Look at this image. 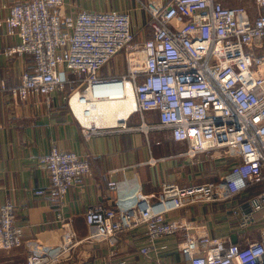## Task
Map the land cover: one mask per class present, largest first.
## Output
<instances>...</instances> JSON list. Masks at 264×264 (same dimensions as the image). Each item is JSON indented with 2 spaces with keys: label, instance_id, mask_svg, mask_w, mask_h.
I'll return each instance as SVG.
<instances>
[{
  "label": "built area",
  "instance_id": "2783aa9c",
  "mask_svg": "<svg viewBox=\"0 0 264 264\" xmlns=\"http://www.w3.org/2000/svg\"><path fill=\"white\" fill-rule=\"evenodd\" d=\"M224 2L138 0L151 28V36L141 40L135 38L129 12L71 13L64 0H16L8 15L0 18V26L20 36L6 54H27L33 60L17 84L0 79V92L13 102L30 95L49 97L57 91L70 102L82 90L78 82L87 88L127 80L133 85L137 111H157L158 127L168 128L174 140L184 142L185 154L210 152L232 158L218 180L185 186L163 182L155 195L137 187L121 195L124 184L109 180L108 188L119 195L117 207L97 204L84 217L88 226L96 228L91 236L104 240L112 253L122 232L143 225L150 242L178 234L176 249L189 264H264V234L256 241L232 242L226 234H212L203 223L171 215L191 204L241 195L246 201L233 214L240 226H246L254 213L264 209V0H255V17L245 5ZM121 50L126 74L101 76V68ZM69 72L75 77L69 78ZM142 128L149 126L143 123ZM39 161L47 168L49 184L35 193L56 202L90 171L87 158L57 145ZM16 212L9 201L0 205L1 250L22 245ZM61 232L63 242L71 236L69 222L63 219ZM52 261L48 246L43 245L19 264Z\"/></svg>",
  "mask_w": 264,
  "mask_h": 264
},
{
  "label": "crops",
  "instance_id": "0c3cea01",
  "mask_svg": "<svg viewBox=\"0 0 264 264\" xmlns=\"http://www.w3.org/2000/svg\"><path fill=\"white\" fill-rule=\"evenodd\" d=\"M15 1L0 0V18L8 15ZM224 3L245 5L254 17L258 12L255 0ZM64 5L71 13L127 11L135 38L151 36L147 15L138 0H64ZM19 40L17 32L0 26V79L9 85L17 84L22 73L33 65L30 55L6 54V48ZM117 57L109 61H115V68L104 65L101 76L120 78L126 74V68L118 71ZM105 67L107 71H103ZM67 74L75 77L71 72ZM82 85L77 83L78 88ZM143 123L149 128L143 129ZM158 123L157 111L140 114L133 104L115 124L84 125L68 106L64 92L57 91L49 97L30 95L19 102L0 92V205L7 201L15 205L16 224L23 231L20 247L0 249V262L23 263L31 250L41 251L47 245L53 258L50 264H189L176 249L178 234L150 242L145 226L139 225L118 236L112 253V247L104 240L91 236L96 228L88 226L84 217L86 210L97 204L117 207L119 195L108 188L109 180L124 184L121 195H129L135 187L146 195H155L163 182L185 186L205 182L212 173L216 178L213 179L218 180L231 163L232 158L216 157L210 152L188 156L186 144L174 140L171 131L158 127ZM52 145L74 151L90 164L82 183L71 185L61 202L35 193L37 188L49 184L47 168L39 160ZM244 201L246 197L236 195L225 201L191 204L171 215L203 223L212 234L230 237L236 233L239 243L259 240L264 234V209L254 213L250 224L240 226L233 210ZM58 214L69 222L71 236L64 242ZM143 247H148L147 252L140 251Z\"/></svg>",
  "mask_w": 264,
  "mask_h": 264
},
{
  "label": "bare ground",
  "instance_id": "6f19581e",
  "mask_svg": "<svg viewBox=\"0 0 264 264\" xmlns=\"http://www.w3.org/2000/svg\"><path fill=\"white\" fill-rule=\"evenodd\" d=\"M109 89L113 92L96 96L88 87L72 96V109L82 123L90 126L115 124L130 111L134 100L133 85L126 80Z\"/></svg>",
  "mask_w": 264,
  "mask_h": 264
},
{
  "label": "water",
  "instance_id": "95a60500",
  "mask_svg": "<svg viewBox=\"0 0 264 264\" xmlns=\"http://www.w3.org/2000/svg\"><path fill=\"white\" fill-rule=\"evenodd\" d=\"M121 85V81L119 80H111V81H105L102 83H98V84H93L89 87H91V89L93 90L94 94L99 95L100 93H106L108 94L109 92H113V90L109 89L110 87H116ZM116 96V95H115ZM230 239L232 242H236L237 241V235L236 233H232L230 235Z\"/></svg>",
  "mask_w": 264,
  "mask_h": 264
},
{
  "label": "rangeland",
  "instance_id": "374dc122",
  "mask_svg": "<svg viewBox=\"0 0 264 264\" xmlns=\"http://www.w3.org/2000/svg\"><path fill=\"white\" fill-rule=\"evenodd\" d=\"M119 61V62H118ZM117 66H119L120 68H117L118 69V71L120 72V71H122V69H125L126 68V63H125V51L124 50H121V52L118 54V57H117ZM108 64H110L109 66H110V69L111 70H113L114 68H115V61L114 60H112L111 62H109ZM108 64H106L105 66H107ZM116 69V70H117ZM108 70V68H104V70L103 71H107ZM67 87H68V84H67ZM86 86H84V85H82V88H79V89H82L81 91H83V88H85ZM88 88V87H87ZM86 89V88H85ZM77 92H79V91H77ZM77 92H75V93H77ZM74 93V94H75ZM73 94V95H74ZM72 95V96H73ZM72 98V97H71ZM67 102H68V106L72 109V106H71V99H70V102L67 100ZM72 111H73V109H72ZM74 112V111H73ZM84 124V123H83ZM85 125V124H84ZM110 125V124H109ZM213 178H215V176L213 175V173L212 174H210V179H208L209 181L210 180H214L215 181V179H213ZM207 180V181H208Z\"/></svg>",
  "mask_w": 264,
  "mask_h": 264
}]
</instances>
